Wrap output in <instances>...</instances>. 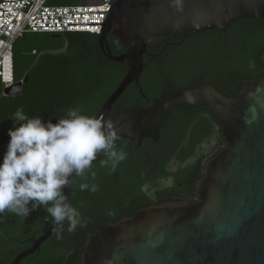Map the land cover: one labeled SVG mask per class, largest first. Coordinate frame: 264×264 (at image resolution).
Segmentation results:
<instances>
[{
    "label": "water",
    "instance_id": "water-1",
    "mask_svg": "<svg viewBox=\"0 0 264 264\" xmlns=\"http://www.w3.org/2000/svg\"><path fill=\"white\" fill-rule=\"evenodd\" d=\"M69 14H107L103 23L67 26L102 25L103 54L127 67L96 115L110 117L121 139L138 146L148 138L157 143L156 126L166 114L205 107L220 122L225 140L223 150L205 165L198 202L146 207L98 228L87 237L82 264H264V70L258 79L242 82L233 97L201 84L114 110L133 84L142 92L149 48L174 36L226 32L238 20L264 22V0H116L108 12ZM110 35L121 42L123 54L112 53ZM24 81L4 94H19ZM65 194L70 201L71 190L65 188ZM58 227L52 224L23 256L39 250Z\"/></svg>",
    "mask_w": 264,
    "mask_h": 264
},
{
    "label": "trees",
    "instance_id": "trees-1",
    "mask_svg": "<svg viewBox=\"0 0 264 264\" xmlns=\"http://www.w3.org/2000/svg\"><path fill=\"white\" fill-rule=\"evenodd\" d=\"M89 1L48 0L47 4L74 6L84 5ZM98 38V34L79 32L25 33L15 41V83L26 78L28 80L23 82L22 92L16 95H5V88L0 80V162L9 141L8 130L13 126L12 114L20 107L24 108L29 117L39 116L45 121L51 119L53 123L64 118L68 108L79 107L84 115H97L127 73V67L123 64L106 58ZM108 39L114 55L124 53L118 39L114 36H109ZM263 56L264 22L254 19L238 20L226 32L215 29L174 36L157 47L149 48L145 55V69L140 86L145 94L153 98L201 84L212 85L226 96L233 97L239 93L242 82L260 77L264 70ZM140 96L139 88L133 84L115 104L114 109L135 107ZM199 110L207 113L221 128L220 122L207 108L200 107ZM191 116L194 118L195 115ZM170 128L167 130L168 135L173 131ZM201 129L200 125H195L192 136L198 135ZM204 130V136L191 146L181 147L171 155L151 160H146L143 156L146 150L158 149L159 146L154 141L148 140V145L144 147L120 138L116 142L117 147L124 150L126 159L117 166L115 172L100 167L99 160L104 157L98 154L97 160L93 162L96 180L92 181L89 177L87 182L97 184L99 190L94 194L80 191V178H77L71 188L70 203L81 212L80 225L69 233L68 223L65 221L62 238L58 239L55 232L44 243L40 258L32 264H82L88 235L147 207L146 204L137 207V201L145 199L141 185L153 179L144 175L147 165L151 168L158 166L157 175L167 178L174 175L168 170V165L177 160L182 164L180 172L176 174L177 178L187 180L195 188L205 176L207 161L225 146L223 140L216 150L196 156L199 144L214 132L212 122H208V127ZM192 157L195 160L188 164L187 161ZM81 202L83 207L80 206ZM49 218L44 230L52 223Z\"/></svg>",
    "mask_w": 264,
    "mask_h": 264
},
{
    "label": "clouds",
    "instance_id": "clouds-1",
    "mask_svg": "<svg viewBox=\"0 0 264 264\" xmlns=\"http://www.w3.org/2000/svg\"><path fill=\"white\" fill-rule=\"evenodd\" d=\"M82 111L68 108L65 117L55 123L29 117L23 107L12 114L13 126L0 162V214L27 218L42 207L59 226L55 230L58 239L63 236L65 221L69 233L80 225L81 212L70 203L65 188L71 190L80 178L79 190L94 194L99 186L87 181L89 177L96 180L93 162L98 154L104 157L100 167L112 172L126 159L124 150L117 147L120 136L113 120Z\"/></svg>",
    "mask_w": 264,
    "mask_h": 264
},
{
    "label": "flooded vegetation",
    "instance_id": "flooded-vegetation-1",
    "mask_svg": "<svg viewBox=\"0 0 264 264\" xmlns=\"http://www.w3.org/2000/svg\"><path fill=\"white\" fill-rule=\"evenodd\" d=\"M140 95L136 106L143 105L147 99H154L145 94L143 89L142 92L140 91ZM186 112L182 109L175 110L162 118L163 122L161 120L156 126L160 128V139L157 143L154 142L159 147L155 151H144V159L151 160L162 155H171V153L181 147L191 146L197 142L198 138L204 136V129L208 127V122H212L214 125V132L210 138L204 140L198 147L202 148L203 144L211 143L212 150L217 149L219 143L224 140L218 123L213 121L204 111H198V108L187 110ZM191 115H195L194 118ZM193 123L194 125L191 126ZM195 125H200L202 129L198 135L192 136ZM170 127L173 128V131L168 135L167 132L169 131L167 130H170ZM148 140L153 141L148 138L145 140L146 142L143 141L142 146L146 147ZM172 163L173 161L168 165V170L172 171L174 175L167 178H161L157 175L158 166L151 168L150 165H147L145 167L144 175L153 179L141 185L145 199L137 201V207L145 204L147 207L161 204H193L199 201L197 185L192 188L187 180L178 179L176 174L181 170L180 165H176V168L171 170L169 167ZM155 175L157 178H154ZM48 218V214L42 207L37 211L31 212L27 218H21L9 212L0 214V264H32L40 258L44 244L35 253L23 255L32 249L33 242L41 237L53 224L51 223L44 230L49 222Z\"/></svg>",
    "mask_w": 264,
    "mask_h": 264
},
{
    "label": "built area",
    "instance_id": "built-area-1",
    "mask_svg": "<svg viewBox=\"0 0 264 264\" xmlns=\"http://www.w3.org/2000/svg\"><path fill=\"white\" fill-rule=\"evenodd\" d=\"M15 1V2H3ZM116 0H90L84 5L51 6L48 0H0V80L4 88L15 84L14 43L25 33L61 34L69 32L101 34L107 14H69L108 12Z\"/></svg>",
    "mask_w": 264,
    "mask_h": 264
},
{
    "label": "rangeland",
    "instance_id": "rangeland-1",
    "mask_svg": "<svg viewBox=\"0 0 264 264\" xmlns=\"http://www.w3.org/2000/svg\"><path fill=\"white\" fill-rule=\"evenodd\" d=\"M22 46V44L20 45ZM23 51V49H22ZM212 144L211 143H205L203 144L202 148H198L196 150V156H198L199 153L203 152V153H209L212 152ZM195 159V157H192L191 159H189L187 161V163L192 162ZM176 165H182L179 162H177V160H174L173 163L171 164V166L169 167L171 170H173L174 168H176Z\"/></svg>",
    "mask_w": 264,
    "mask_h": 264
}]
</instances>
